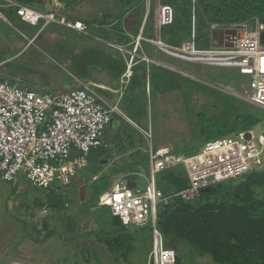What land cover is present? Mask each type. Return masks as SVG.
<instances>
[{"label":"built area","instance_id":"1","mask_svg":"<svg viewBox=\"0 0 264 264\" xmlns=\"http://www.w3.org/2000/svg\"><path fill=\"white\" fill-rule=\"evenodd\" d=\"M4 1L6 5L1 6L14 8L21 21L31 26L44 20L45 25L57 23L77 32L84 33L88 29L80 21L57 18L53 12L41 13L12 0ZM144 1L146 14L138 35L133 37L127 33L132 39L128 45L131 49L128 50L127 46L107 45L121 52L126 63V70L119 79L120 96L130 85L136 59L147 61L146 57L138 56L144 41L174 59L238 70L245 77L246 83L240 93L233 96L264 110V44L261 43L264 21L252 18L212 24L211 31L230 29L236 32V36L233 40L230 38L229 47L211 45L209 49H200L195 43V7L199 4L197 0H191L190 40L175 47L165 44L158 37L162 27L173 23V7L163 4V0H157L154 15L151 0ZM151 10L155 39L142 36ZM112 114L122 115L116 106L106 107L84 85L71 88L66 93L52 94L15 86L5 78L0 79L1 181L14 183L19 175H23L31 187L38 189L70 186L77 172L86 165L89 152L106 147L104 133L111 123ZM141 132L151 143L150 131ZM246 133L250 134V139H246ZM263 163L264 127L208 141L192 155L176 153L167 147L157 150L150 147L147 173H144L143 168H138L122 175L109 190L99 196L98 205L109 208L126 227H151L152 241L146 264H175V251L164 247L162 235L156 226L157 205L173 197L193 200L202 189L224 181L238 180L253 170L262 169ZM175 168L183 170L185 177L182 178L188 187L165 197L158 189L157 176L173 172ZM139 180L144 182L143 189L139 188ZM128 182L135 183V187L128 188Z\"/></svg>","mask_w":264,"mask_h":264},{"label":"trees","instance_id":"2","mask_svg":"<svg viewBox=\"0 0 264 264\" xmlns=\"http://www.w3.org/2000/svg\"><path fill=\"white\" fill-rule=\"evenodd\" d=\"M1 1V5H6L4 0ZM12 1L28 6L38 12H41L38 8L42 9L46 2L45 0ZM56 1L66 8H71L72 4L79 2V0ZM114 1L120 7L119 15L116 18L109 15H104L101 18L97 17L92 21L81 18L76 19V17L69 15L65 18L73 21H84L88 28L90 27V34L93 30L110 32L116 38L114 44L128 46L132 39L127 35V31L133 37L138 35L144 18V2L143 0ZM197 2L199 9H195V20L196 15L200 14L204 16L206 21V24L200 29H197L198 23L197 20L195 21V43L200 49L211 48L210 32L212 24H226L246 21L252 18L264 21V0H197ZM162 3L173 7L174 21L172 24L162 27L159 30L158 37L167 45L180 47L183 43L190 40L191 37V0H163ZM132 8L139 9L135 17L137 23L126 31L124 17L127 11ZM0 13L9 22L21 24L22 27L27 25L21 22L16 10L12 7L1 6ZM53 24L59 26L57 23H50L45 28ZM43 25L44 20H41L34 27H39V30ZM65 30L72 32L68 28H65ZM153 31L154 16L153 10H151L142 36L147 39H155L156 35H154ZM36 33L37 31L34 32V36ZM96 42L98 41L96 40ZM143 44L144 46L149 45L144 41L141 45ZM102 47H88L82 54L73 52V55L70 56L71 64L69 67L72 72H70L71 74L68 78H89L91 71L106 70L110 78L116 82L118 91L119 79L126 70V63L121 52L116 50L114 54L117 56L114 57L113 53L106 50L109 46ZM58 50L62 57L68 53L63 49ZM138 53H140V50ZM5 59L6 57L0 54V62ZM11 62L14 63L16 61L12 60ZM132 72L130 85L121 97L129 100L132 108L134 106L136 108L138 106L137 103L146 97L147 91L149 94L154 92L159 95L179 92L182 99L188 103L194 94L202 96L213 94L215 101L220 106L213 104L211 113L204 109L198 112L197 128L194 134L199 142L193 150L186 151L185 155L197 153L208 141L249 131L259 124H264L263 109L254 107L233 95L211 89L190 80V78L148 64L141 59H136ZM0 79L3 78L0 77ZM8 81L15 86H23L25 84L23 82L17 83L13 80ZM40 92H43V90ZM106 150V147L91 150L86 156V163L95 162L102 165L103 168L105 164L102 161L106 160L109 163L107 165H110L112 158L108 157ZM144 165L147 166L148 161H144ZM113 166L107 173H102V168H99L100 171L95 173L91 180L84 179L86 183H90L92 198H95L97 202L99 196L113 186L111 184L113 171L115 174L119 172L125 175L134 172L135 166L137 169L143 167L142 164L129 162L127 168H125L128 171L120 172ZM173 172L180 177L185 176L181 168H175ZM75 178L76 176L70 185H72ZM131 179L134 180L132 177ZM167 185L161 181L157 183L158 189L162 191L165 197L172 193L166 188ZM45 191H48L45 205L50 209L51 213L62 211L64 208L61 202L62 187ZM40 202L41 200L35 198L33 200L34 207H45ZM93 214L99 222L100 220L96 217V211ZM109 224L118 233L111 234L105 239L98 238V240L100 242L103 240L102 243L106 250L112 255L120 257L126 263H128L131 254L134 253L136 240L142 236H148L152 241L151 227L144 229L126 227L118 217L111 213L110 209ZM156 226L162 235L164 247L175 251V264H184V252L195 258L203 259L208 257L212 264H264V163L262 169L253 170L238 180L224 181L210 187L207 192L200 191L199 195L193 200L185 201L179 197H173L161 202L156 211ZM52 235L53 231L49 230L47 223H44L42 228L34 229V243L46 242Z\"/></svg>","mask_w":264,"mask_h":264},{"label":"rangeland","instance_id":"3","mask_svg":"<svg viewBox=\"0 0 264 264\" xmlns=\"http://www.w3.org/2000/svg\"><path fill=\"white\" fill-rule=\"evenodd\" d=\"M45 1L44 7L38 9L41 12H53L57 18L62 16L67 18L69 15L76 17V19L83 18L92 21L97 17L104 16V14L117 17L120 11V7L114 0H79L77 4H72L71 8L58 4L56 0ZM151 2L155 15L157 0H151ZM1 3L0 0V7ZM198 7L196 6L195 9ZM138 11L139 9L135 10V17ZM3 17L0 16V54L5 56L6 59L0 62V77L17 83L23 82L25 84H22V87H28L36 91L43 90L45 93L61 94L68 91L71 81L74 80V78H68L70 72H72L69 67L71 64L70 56L73 55V52L82 54L85 46H105L96 42V38L107 40V42L116 39L112 33H106L105 30H93L90 37L86 35L90 31V27L84 33L74 30L70 32L65 30L67 27L57 26L56 24L45 28L47 25L44 22L45 26L43 25L38 30L39 27L27 23L22 27L21 24L9 22L5 17L4 20ZM196 20L198 23L197 29L206 24L204 16L200 14L196 15ZM127 23H129L127 25L129 29L136 23V18ZM36 31L37 33L34 36ZM145 48L147 50L146 45ZM58 49L68 52L69 59L60 56ZM110 50L115 51L111 48ZM162 57L166 62L171 63L191 77L190 80L222 93L228 92L231 95H236L240 93L241 87L246 83L245 77L241 76L236 69L197 65L169 58L165 55ZM12 60L16 62L13 63ZM137 104L136 108H134L135 106L132 108L129 100L117 96L114 105H117L126 118L112 114V121L106 129L105 140L108 146L105 152H108V157H118L113 168L116 167L115 169L120 172L126 170L125 168H127L129 162H133L142 164L143 167H141L144 173H147V166L144 165V161L149 159L150 147L153 150L167 147L181 154L193 150L199 142L194 134L197 128L198 112L204 109L211 113L213 104L220 106L215 101L213 94L207 96L194 94L188 103L182 99L179 92L159 95L154 92L149 94L148 91L146 97ZM263 127L264 124H259L254 130H261ZM148 130L152 135L151 143L141 132ZM107 164L109 163H105L102 168V165L93 162L85 165L87 167L81 168L77 172L72 185L62 187L61 202L64 208L58 213H51L45 205L48 191L31 187L23 175H19L14 183H6L0 180V235L1 233L13 234V243L26 246V248L21 249L22 253H19V256L22 255L25 259L22 264H28L31 259L28 248L34 245V229L37 226L41 227L44 223L48 224V228L53 231V234H71L69 237L73 234L74 237L75 234H80L82 238L87 239H83L84 242L78 250L82 252L77 253L69 264H90L84 259L88 248L97 252L95 258L89 256L91 264L147 263L148 252L151 247L150 238L142 236L135 241L134 253L131 254L128 263L120 257L112 255L106 250L102 243L103 240L101 242L98 240V238L105 239L111 234L118 233L109 224V209L99 207L97 200L92 198L90 183H86V181H84L83 199L80 196L79 180H91L93 175L98 173L101 168L102 171L104 170L107 173L110 170ZM134 170H137L136 166ZM122 174L119 172L115 174L113 171L111 184L114 185ZM160 176H157V183L160 181ZM134 180L136 181L135 178ZM138 183L139 188L143 189L144 182L139 180ZM166 188L170 192L175 191L172 186L167 185ZM35 198L41 200L40 203L45 207L35 208L33 205ZM94 211H96L99 222L93 214ZM7 223L10 224L7 225ZM5 225L8 226L7 229L4 227ZM75 240L76 238L69 240L70 245L74 246ZM65 241L62 235V239H55L48 244L41 242L40 245L45 248L49 247V250L55 249L57 251L67 247L68 241ZM80 241L81 239L76 244ZM85 243L88 248L83 247ZM14 249V246L7 248L8 253H5L4 256H9V253L13 252ZM94 250H91V252H94ZM183 256L184 264H212L208 257L195 258L187 252H184ZM31 261L34 263V258Z\"/></svg>","mask_w":264,"mask_h":264},{"label":"crops","instance_id":"4","mask_svg":"<svg viewBox=\"0 0 264 264\" xmlns=\"http://www.w3.org/2000/svg\"><path fill=\"white\" fill-rule=\"evenodd\" d=\"M143 2H144L143 4H144V7H145V12H144L143 16H145V14H146V4H145L144 0H143ZM136 9H138V8L129 9L127 11L125 17H124V19H125L124 25L126 27V31L130 29V27H129V29L127 28V25L129 24L127 22H129L130 20H133V18H135L134 12H135ZM104 15H109V16H111L113 18H116L115 16H112L110 14H104ZM81 19H83V18H81ZM78 21L84 23V21H82V20H78ZM110 22H112V21H110ZM136 23H137V21H136ZM136 23L134 25H136ZM84 24L87 26L86 23H84ZM134 25H132V26H134ZM127 33H128V31H127ZM153 33H154V35H156L154 31H153ZM128 34H130V33H128ZM86 35L91 37L90 31H88ZM96 40L99 43H101V44H103L105 46H107L108 44H114L113 40H111L109 42H106L107 40L105 41V40H102L100 38H96ZM145 43H147V42H145ZM148 44L149 45H146L147 46V50H146L144 44L141 45L140 53H138V56L147 58V61H145V62H147L148 64H151V65L157 66V67H159L161 69L168 70V71L173 72L175 74L184 76L186 78H191V77L187 76L186 73L180 71L179 69L174 67L171 63H168V62H166V60L163 59V57H162L163 55H165V56H168V55L160 52L154 45H152L150 43H148ZM114 45H118V44H114ZM87 48H88V46H85V50ZM108 49H107L108 51L113 53L112 55L114 57L117 56L116 54H114V52L116 51L115 49H113L115 51H111L110 47H108ZM127 49L130 50L131 49L130 46H127ZM63 57L65 59H69V55L68 54H64ZM168 57L172 58L170 56H168ZM74 80L71 81V83H70L71 86L69 87L68 91L71 88H75V87H77L79 85L87 86L91 90V92L94 94V96L97 99H99L100 101H102L105 104V106L108 107V108H113L115 106L117 107V105H114V101L116 102L117 96L122 97V96L119 95V93H118V91L116 89V82H114L112 80V78H110V75H109V73L106 70H102L101 69V70H98V71H91L89 78H74ZM121 114L123 115V117H125L122 112H121ZM117 115H119V114H117ZM129 122L132 123L131 121H129ZM105 133H106V130H105ZM105 133H104V143H105L106 148H107L108 145H107V142L105 140ZM111 158H112V162L109 165V169L118 160L117 156L116 157H111ZM104 172L105 171L103 170L102 173H104ZM9 224L10 223H7V225H9ZM4 227L6 228L8 226L5 225ZM42 227H43V225L41 227L37 226V228H39V229L42 228ZM12 235L13 234H6V233H4V234L1 233V235H0V264H22V261L25 260L22 257V255L19 256V253H22L21 249L26 248V246H23L22 244L20 245L19 243H13V238H12L13 236ZM62 235L64 236V240L68 241V245H70L69 240H71L72 238H76V240H75L76 242L79 239H81V241L78 242L77 244L75 242L74 246H72V245L68 246L67 245L66 248L59 249L57 251L55 249L49 250L50 249L49 247L45 248L43 245H40V243H34L33 246H29V248H28V251H29L30 256H31V259H30L28 264H69L70 261H73L72 259L75 258V255L77 253L79 254V253L82 252V251H78L79 248H81V245L84 242L83 239L85 237L82 238L81 237L82 235L75 234L76 236L74 237V234H73L71 237H69V235H71V234H53L50 237V239L47 240L46 242H44L43 244H48L51 241H54L55 239H62ZM78 237H79V239H78ZM85 240H87V239L85 238ZM26 245L28 246V244H26ZM13 246H14L15 249H14L13 252H11L12 254L9 253V256H4L5 253H8L7 248L9 249V247L12 248ZM83 247H87V244L85 243V246H83ZM91 250H94V249L88 248V250H86V255H85L86 257L84 258L90 264H91V262H89L90 261L89 256H90V258H91V256H93V258H95V255L97 253V252H95L96 250H94V252H91ZM48 251H51V252H48ZM98 251L100 252V249ZM33 258H34V263L31 261V260H33ZM26 261H28V260H26Z\"/></svg>","mask_w":264,"mask_h":264},{"label":"water","instance_id":"5","mask_svg":"<svg viewBox=\"0 0 264 264\" xmlns=\"http://www.w3.org/2000/svg\"><path fill=\"white\" fill-rule=\"evenodd\" d=\"M1 17H3L0 14ZM4 19V17H3ZM5 20V19H4ZM219 20V19H218ZM229 35L231 37H229ZM236 36V32L234 30L230 29H218V30H212L210 32L211 37V44L213 46H221L224 45L225 47L231 46L229 40L230 38L233 40V37ZM261 43L264 44V32L261 34ZM191 79V78H190ZM246 139H250V134L246 133ZM108 161H102L103 164L107 163ZM160 181L167 183L168 185L172 186L176 192L183 191L187 189L188 185L184 178L177 176L174 172L168 171L167 173L160 176ZM84 179L79 180L80 184V196L83 199L85 185H84ZM127 187L133 189L135 187V183L128 182ZM209 191V188L202 189L201 192H207Z\"/></svg>","mask_w":264,"mask_h":264},{"label":"clouds","instance_id":"6","mask_svg":"<svg viewBox=\"0 0 264 264\" xmlns=\"http://www.w3.org/2000/svg\"><path fill=\"white\" fill-rule=\"evenodd\" d=\"M226 93H228V92H226ZM228 94H230V93H228ZM230 95H231V94H230ZM234 97H235V96H234ZM120 116H122V115H120ZM122 117H123V116H122ZM257 126H258V125H257ZM255 127H256V126H255ZM255 127H254V128H255ZM254 128H252V129H254ZM162 175H163V174H162Z\"/></svg>","mask_w":264,"mask_h":264}]
</instances>
